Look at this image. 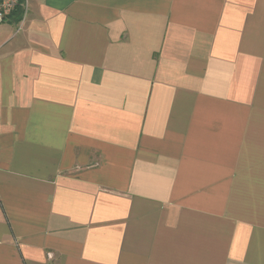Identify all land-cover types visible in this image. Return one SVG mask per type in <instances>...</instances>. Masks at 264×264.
<instances>
[{
	"label": "crops",
	"instance_id": "obj_1",
	"mask_svg": "<svg viewBox=\"0 0 264 264\" xmlns=\"http://www.w3.org/2000/svg\"><path fill=\"white\" fill-rule=\"evenodd\" d=\"M0 264H264V0L1 22Z\"/></svg>",
	"mask_w": 264,
	"mask_h": 264
},
{
	"label": "built area",
	"instance_id": "obj_2",
	"mask_svg": "<svg viewBox=\"0 0 264 264\" xmlns=\"http://www.w3.org/2000/svg\"><path fill=\"white\" fill-rule=\"evenodd\" d=\"M18 0H0V23L6 21L17 6Z\"/></svg>",
	"mask_w": 264,
	"mask_h": 264
},
{
	"label": "trees",
	"instance_id": "obj_3",
	"mask_svg": "<svg viewBox=\"0 0 264 264\" xmlns=\"http://www.w3.org/2000/svg\"><path fill=\"white\" fill-rule=\"evenodd\" d=\"M25 4L26 0H18L15 10L10 15L13 23L18 24L23 19L25 13Z\"/></svg>",
	"mask_w": 264,
	"mask_h": 264
}]
</instances>
